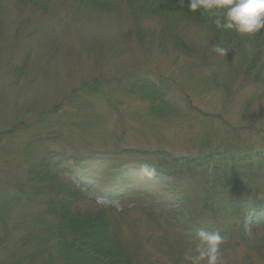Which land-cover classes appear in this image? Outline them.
Returning a JSON list of instances; mask_svg holds the SVG:
<instances>
[{"label": "rangeland", "instance_id": "1", "mask_svg": "<svg viewBox=\"0 0 264 264\" xmlns=\"http://www.w3.org/2000/svg\"><path fill=\"white\" fill-rule=\"evenodd\" d=\"M39 1L47 6L37 8L28 0H0V191L5 188L0 201L8 195V187L17 192L23 188L25 195L17 193L22 197L37 187L30 165L33 161L39 165L48 150L60 152L59 156L49 153L53 162L48 170L59 182L72 185L74 179L66 172L63 152L80 151L86 157L103 151L110 160L115 154L117 159L135 160V155L125 153L126 147L141 152L170 151L176 157L223 152L228 145L264 151V93L243 71L230 88L222 86L226 77L220 75V84L197 86L200 93L192 91L198 81L214 72L210 69L216 61H224L228 67L233 64L229 50L226 56L214 52L218 43L205 27L181 25L179 32L191 50L180 51L162 41L157 19L139 18L124 1L111 12L87 9L73 0ZM190 66L193 68L188 70ZM128 71L165 78L174 85L180 96L172 104L179 112L154 116L146 102L124 96L120 90L110 92L113 98H120L115 109L99 96L69 99L84 81H113ZM197 71L196 78L191 76ZM56 105L63 118L51 124L45 116ZM241 127L247 129L237 132ZM260 164L264 160L254 165ZM252 170L259 173L255 166ZM259 177L261 187L246 183L244 194L259 192L264 196V173ZM17 181L22 182L20 187L14 186ZM95 195L82 192L75 208L94 211L99 204L109 203L100 197L93 200ZM114 203L118 211H129L119 225L124 239L139 242L143 253L153 252V260L159 264L174 263L156 243L164 234L180 233L186 213L142 197ZM32 210L18 209L14 219L18 221L16 216ZM228 223L238 226L233 227L230 249L221 250L223 264H264V225L254 230L251 214ZM15 227L10 225V230ZM0 236L8 243L0 246L3 261L10 257L14 235H8L9 240L4 232ZM5 264L10 262L5 260Z\"/></svg>", "mask_w": 264, "mask_h": 264}, {"label": "trees", "instance_id": "2", "mask_svg": "<svg viewBox=\"0 0 264 264\" xmlns=\"http://www.w3.org/2000/svg\"><path fill=\"white\" fill-rule=\"evenodd\" d=\"M73 1L78 6L103 12L113 11L119 6L118 3L124 1L139 18L157 19L162 41L169 42L180 51L191 50L179 32L182 30L181 25L191 23L203 26L206 33L233 54V64L228 67L224 61H216L209 68L214 72L207 79L198 81L192 91L200 93L197 86L220 84L218 79L221 76L229 77L225 78L226 82L222 86L230 88V84L239 77L238 73L243 71V76H248L264 93V30L252 36H241L233 30L217 29L212 22L214 16L206 12L201 14L199 10L196 13L189 12L187 0L183 7L179 0ZM28 2L37 8L47 6L44 1ZM198 73H191V76L195 77ZM172 86L165 78L157 80L141 71H128L113 81H84L69 95V99L83 100V96H99L115 109L121 104L120 98H113L110 92L120 90L124 96H136L146 102L152 115L168 116L179 112L172 103L180 94ZM62 114L60 106L56 105L48 110L45 119L53 124L55 120L63 118ZM243 129L247 128L241 127L237 132ZM125 150L126 154L135 155L136 159H117L118 154H115V158L110 160L106 155L108 152L103 151L89 153L86 157H83V153L79 154L80 151L61 153L63 161L70 159L74 162L72 170L66 166L70 171L69 176L75 178L73 185L59 182L57 176L47 169L53 159L49 153H55L48 150L44 159L45 167L30 170L37 187L31 188L26 197L17 194L21 191L25 195L23 188L17 192L8 187V195L0 201L3 204L0 206V233L4 232V238L8 240V235H16L11 236L14 238L13 248H9L10 257L5 260L10 264H159L158 260H153V252L143 253L139 242L124 239L119 225L124 222L129 211H118L113 201L125 198L142 197L175 209L176 212L182 210L186 213V224L181 232L164 234L156 243V248L164 256H170L168 261L174 262L172 264H188L183 253L195 245L196 233L200 229L219 232L223 237L220 245L222 250L230 249L233 227L238 226L234 224L230 227L228 220L252 214V222L255 223L252 225L264 221V197L259 196V192L252 196L243 192L244 187L248 186L246 183L253 182L257 188L263 183L258 177L264 173V164L254 165L256 161L264 160L263 150L248 145H228L223 152L216 150L201 157H176L164 150L141 152L130 147ZM119 152L124 153L122 150ZM59 153H55V156H59ZM148 154L153 159H147ZM86 159H89L90 164H86ZM145 165L148 168L142 172ZM254 166L259 173L252 170ZM152 169L155 170L154 174H151ZM21 184V181H17L14 186L20 187ZM82 192H94L96 195L93 200L101 197L111 202L100 204V208L94 211L87 209L81 212L75 208V202ZM30 207L33 208L30 214L16 216L19 217L18 221L14 219L13 213L18 209ZM232 209L237 210L235 214L222 221L215 220L216 216L223 212L231 213ZM210 217H213L212 223L208 220ZM12 220L16 221L13 231L10 230ZM239 233L244 235L243 232ZM17 235H20L21 240ZM4 244L8 243L0 236V246ZM5 260L0 259V264H5Z\"/></svg>", "mask_w": 264, "mask_h": 264}, {"label": "clouds", "instance_id": "3", "mask_svg": "<svg viewBox=\"0 0 264 264\" xmlns=\"http://www.w3.org/2000/svg\"><path fill=\"white\" fill-rule=\"evenodd\" d=\"M181 7L185 0H179ZM191 13L198 10L214 16L212 21L217 29L233 30L241 36H252L264 30V0H187ZM214 52L226 56L228 48L216 44ZM145 165L141 171H146ZM155 170L152 169L151 174ZM196 243L187 248L183 258L188 264H223L220 245L223 237L219 232L200 229L196 233Z\"/></svg>", "mask_w": 264, "mask_h": 264}, {"label": "bare ground", "instance_id": "4", "mask_svg": "<svg viewBox=\"0 0 264 264\" xmlns=\"http://www.w3.org/2000/svg\"><path fill=\"white\" fill-rule=\"evenodd\" d=\"M25 128V127H24ZM169 153H171L170 151H168ZM79 154H81V152H78ZM215 155V154H214ZM156 158H158L157 156H156ZM52 162H53V159L50 161V164H52ZM63 162H65V169H66V172L68 173V175H70L69 173H70V171H68L67 170V168H66V166H69V168L72 170V167H73V164H74V162H72L70 159L69 160H67V161H63ZM86 164H90V161H89V159H86ZM76 165V164H75ZM31 170H38V169H41V168H43V167H45V160L43 159V161L38 165L35 161H33L32 163H31ZM51 165H49L48 167H47V169H49V167H50ZM70 177H72L73 179H75L73 176H70ZM264 197V196H263ZM97 200V199H96ZM95 200V201H96ZM126 200V198L125 199H123V200H121L120 202H122V201H125ZM111 202V201H110ZM109 202V203H110ZM113 202H118V200H116V201H113ZM156 204H158L157 202H155ZM115 204V203H114ZM100 205V204H99ZM162 207H164V206H162ZM237 209V208H236ZM236 209H232V210H230L231 211V213H229V212H223L222 213V215H218V216H216L215 217V220L216 221H222L223 219H225L227 216H230V215H233V214H235L236 212L235 211H237ZM232 218V217H231ZM211 223H212V221H213V217H210L209 219H208ZM10 225L11 226H16V221H14V220H12L11 221V223H10ZM14 236H16L15 234H13ZM17 237H20V235H17Z\"/></svg>", "mask_w": 264, "mask_h": 264}]
</instances>
